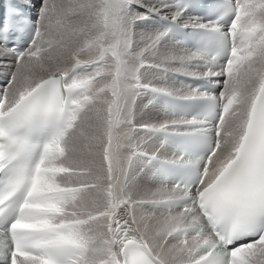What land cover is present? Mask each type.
Returning <instances> with one entry per match:
<instances>
[{"label":"snow or ice","instance_id":"obj_1","mask_svg":"<svg viewBox=\"0 0 264 264\" xmlns=\"http://www.w3.org/2000/svg\"><path fill=\"white\" fill-rule=\"evenodd\" d=\"M0 264H264V0L0 5Z\"/></svg>","mask_w":264,"mask_h":264},{"label":"bare ground","instance_id":"obj_2","mask_svg":"<svg viewBox=\"0 0 264 264\" xmlns=\"http://www.w3.org/2000/svg\"><path fill=\"white\" fill-rule=\"evenodd\" d=\"M145 74H146V77H147L148 79H151V78H152V73H151L150 70H145ZM144 102H145V101H144ZM145 103H147V101H146Z\"/></svg>","mask_w":264,"mask_h":264},{"label":"rangeland","instance_id":"obj_3","mask_svg":"<svg viewBox=\"0 0 264 264\" xmlns=\"http://www.w3.org/2000/svg\"><path fill=\"white\" fill-rule=\"evenodd\" d=\"M144 101L146 102V100H144ZM145 102H144V103H145Z\"/></svg>","mask_w":264,"mask_h":264}]
</instances>
